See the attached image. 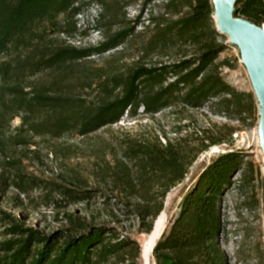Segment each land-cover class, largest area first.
<instances>
[{
    "label": "trees",
    "instance_id": "obj_1",
    "mask_svg": "<svg viewBox=\"0 0 264 264\" xmlns=\"http://www.w3.org/2000/svg\"><path fill=\"white\" fill-rule=\"evenodd\" d=\"M80 1L0 0V60L14 52H27L0 64V264H140L141 246L117 220L92 224L69 214L68 229L46 234L3 206L11 189L27 191L22 160L12 155L35 146L34 138L60 139L66 134L88 138L107 130L113 136L95 147L92 175L109 188L103 198L112 202L114 219L136 221L138 234H150L167 195L183 182L199 154L217 141L205 137L201 144L192 145L195 139L190 135L164 136L161 141L157 135L129 129L114 133L110 128L125 116L135 117L140 108L147 115L179 105L200 109L218 98L219 105L233 103L244 111L246 104L240 98L244 96L248 111L253 110L252 93L236 92L216 64L226 47L215 26L212 0H189L187 15L158 21L144 48V53L190 50V56L160 67L138 66L126 75L105 79L98 84L95 101L61 93V80L33 82L37 75L114 50L134 35V27H124L96 46L47 45L41 26L48 23L56 33L73 35L75 27L67 30L59 18L78 15ZM233 15L263 27L264 0H239ZM17 117L21 123L11 131ZM243 163V153L232 150L206 166L157 241L156 264H227L220 247V201L232 185V174L241 171ZM92 191L68 193L74 202H87Z\"/></svg>",
    "mask_w": 264,
    "mask_h": 264
},
{
    "label": "rangeland",
    "instance_id": "obj_2",
    "mask_svg": "<svg viewBox=\"0 0 264 264\" xmlns=\"http://www.w3.org/2000/svg\"><path fill=\"white\" fill-rule=\"evenodd\" d=\"M88 1L79 2L80 13L74 18H59L61 22H66L62 26L67 30L75 27L73 35L56 33V29L48 23L41 26L45 30L47 45L79 48L96 46L124 27H134V35L114 50L72 64L67 69L58 68L37 75L31 79L33 82L61 80V93L95 101L98 84L105 79L126 75L138 66L168 65L192 54L190 50L185 54L183 51L179 53L177 48L144 53L148 40L155 32V24L160 20H175L187 15L190 12L189 0H91L94 4L87 5ZM222 36L220 41L226 48L216 64L220 66L222 77L236 92L252 93L254 105L251 112L248 111L249 103L244 96L240 97L246 104L244 111L233 103L219 105L218 98L200 109L179 105L147 115L140 108L135 117L125 116L110 130L114 133L118 129L145 132L157 135L161 141H164V136L176 138L190 135L195 139L192 145L201 144L205 137L217 141L199 154L183 182L167 195L163 211L166 227L178 214L182 198L206 166L219 154L241 151L244 161L242 170L232 174V185L222 193L220 201L223 221L220 247L227 256V264H264V150L261 145L259 102L248 70L242 63L239 47L232 44L228 36ZM26 54L24 51L14 52L2 58L0 64L17 60ZM20 123V118H15L11 123V131ZM111 136L107 130H102L88 138L75 134H66L60 139L46 136L34 138L35 146L18 150L12 155L22 160L27 191L24 194L15 188L11 189L2 202L3 206L28 226L39 228L46 234L68 229L69 214L92 224L117 220L118 226L142 246L150 234H138L136 221L120 222L121 216L114 219L110 213L113 211L112 202L103 198V193L109 194V188L98 184L92 175L96 160L93 151L101 144V140ZM208 143L206 141L205 144ZM68 190L93 191L87 202H74ZM139 263L142 264L141 259Z\"/></svg>",
    "mask_w": 264,
    "mask_h": 264
},
{
    "label": "water",
    "instance_id": "obj_3",
    "mask_svg": "<svg viewBox=\"0 0 264 264\" xmlns=\"http://www.w3.org/2000/svg\"><path fill=\"white\" fill-rule=\"evenodd\" d=\"M238 1L212 0L214 5L213 19L216 23L217 31L222 35L228 36L230 42L237 45L240 49L242 63L248 70L254 92L259 102L261 145L264 150V26L258 27L248 20L234 17V8ZM159 217L155 221L152 232L155 230ZM164 231L161 232L154 242L152 252ZM140 259L142 260V264H149L148 257L146 260L145 251L142 246Z\"/></svg>",
    "mask_w": 264,
    "mask_h": 264
},
{
    "label": "bare ground",
    "instance_id": "obj_4",
    "mask_svg": "<svg viewBox=\"0 0 264 264\" xmlns=\"http://www.w3.org/2000/svg\"><path fill=\"white\" fill-rule=\"evenodd\" d=\"M163 213L164 212H162V214L160 215V217L157 221L155 230L152 233H150V236L146 240V242L144 244L142 243V247L144 248L145 255H146V260L148 257V263L149 264H155V261L151 259L152 248H153L154 242L157 240V238L159 237L161 232H163L166 229V216Z\"/></svg>",
    "mask_w": 264,
    "mask_h": 264
}]
</instances>
